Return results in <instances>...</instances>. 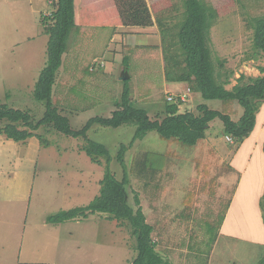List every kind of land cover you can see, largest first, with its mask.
<instances>
[{"label": "rangeland", "instance_id": "374dc122", "mask_svg": "<svg viewBox=\"0 0 264 264\" xmlns=\"http://www.w3.org/2000/svg\"><path fill=\"white\" fill-rule=\"evenodd\" d=\"M185 1L149 0L154 19L149 27L85 26L76 47V37L70 39L55 94L61 113L74 129L81 130L91 117H110L126 86L134 105L145 108L152 120L165 113V101L176 100L179 91L186 97L184 92L191 89L184 80L187 71L179 39L186 19ZM202 1L217 13L209 39L219 80L230 89L241 74L262 75L258 67L264 66L263 54L254 45L255 30L240 2ZM54 9L52 0H0V104L30 113L34 123L46 112V101L34 96L48 65L49 36L41 19ZM200 98L188 92L190 108L196 110ZM221 104L208 101L213 109ZM8 122L0 120V264H131L137 247L128 220L92 214L60 223L49 221L51 215L88 206L99 195L109 167L122 177L117 157L123 144L132 181L130 204L136 207L138 194L147 221L155 226L158 254L167 264H264V205L261 213L256 211L258 189H254V178L259 184L261 176L251 174L264 163V100L257 112V142L248 141L237 161L246 166L244 159L253 144L257 167L246 166L242 194L225 228L221 223L227 196L234 195L240 174L224 159L232 155L238 141L228 139L221 120L210 124L199 147L170 146L156 132L134 139L137 128L132 124L94 125L89 137L107 145L111 163L107 155H89L84 137L65 135L52 125H41L35 136L15 141L1 132ZM18 127L25 128L21 123ZM151 150L171 152L161 177L140 174L144 152ZM198 164L201 171L209 167L208 180L218 179L214 186L210 183L212 192L196 189L187 202L184 193L194 192L196 179L199 182L195 176L203 175L195 173ZM218 180L224 186L216 185Z\"/></svg>", "mask_w": 264, "mask_h": 264}, {"label": "trees", "instance_id": "16d2710c", "mask_svg": "<svg viewBox=\"0 0 264 264\" xmlns=\"http://www.w3.org/2000/svg\"><path fill=\"white\" fill-rule=\"evenodd\" d=\"M152 1L156 2V0ZM238 1L250 17L251 25L255 30L254 45L262 52L264 58V0ZM52 2L55 9L51 14H43L41 19V25L49 36L48 65L42 70L34 92L38 101H46V112L42 119L34 123L30 113L10 107L6 103L0 104V120L9 121L1 132L8 138L18 142L24 141L35 136L34 131L41 125H52L65 135L84 137L88 141L89 155H107L108 162L111 163L112 156L107 145L89 137V131L96 125L117 128L132 124L137 128L134 139H143L148 133L156 132L162 140L173 147L179 143L190 147L201 146L206 139L210 124L216 120H221L227 137L236 142L243 141L253 132L260 101L264 100V66L258 67L262 75L247 77L241 74L238 83L232 89H228L227 83L219 80L209 39V32L217 18V13L202 0L185 1L186 19L179 33L187 71L184 80L189 82L193 93H198L202 97L196 110L190 108L187 101L177 97L174 101L166 100L165 113L159 114L155 120H152L145 108L134 105L131 90L126 86L121 94V100L116 103L117 108L110 117L94 116L81 130L74 129L69 118L61 113L59 109L61 106L55 94L57 79L64 66V56L69 49L70 39L76 37L74 41L76 47L77 36L85 31V26L149 27L153 25L154 19L149 0H52ZM125 82L128 83L127 80ZM210 100L221 101V107L211 108L208 105ZM89 106H86V109ZM19 123L25 128L20 129ZM122 147V152L117 157L123 167L122 177L119 178L109 167L102 180L99 195L88 206L64 210L49 216V221L60 223L78 217L88 218L92 214L128 220L133 227L137 247V256L131 264H167L158 254L157 242L153 238L155 226L147 221L138 194L135 196L136 207L130 204L129 189L132 187V181L124 160V144ZM170 156L172 157L171 152L161 154L152 150L146 151L141 163L139 158L133 162L131 174L135 175L134 170L138 161L141 175L148 173L152 177H161L171 159ZM196 168L195 173L203 175L195 176L199 178V182L196 179L197 187H194V192L184 193L187 202L190 200L189 194L194 196L196 189L212 192L210 183L213 182L214 186V181L218 179L206 178L210 173L208 166L203 171L200 170L199 164ZM218 182L220 184L216 185L224 186V182L221 183L219 180ZM190 205L186 211L191 209ZM262 205L264 204L261 202ZM190 215L189 213L188 216Z\"/></svg>", "mask_w": 264, "mask_h": 264}, {"label": "crops", "instance_id": "0c3cea01", "mask_svg": "<svg viewBox=\"0 0 264 264\" xmlns=\"http://www.w3.org/2000/svg\"><path fill=\"white\" fill-rule=\"evenodd\" d=\"M119 28H121V27H118V28H116V30H118ZM124 43V42H123ZM96 60V59H95ZM102 66H104V65H102ZM118 76H119V74H118ZM119 79H121L120 77H119ZM231 84V83H230ZM237 84V83H236ZM235 84V85H236ZM235 85H233V86H235ZM233 86L230 88V89H232L233 88ZM226 87L228 88V86L226 85ZM229 89V88H228ZM189 92V94H193V92L192 91H188ZM188 92H184L185 94H187L186 95V97H188ZM194 94H198V93H194ZM178 95H183V92H181V91H179L178 92ZM198 95H200V94H198ZM193 96V95H192ZM194 97V96H193ZM199 97V96H198ZM201 97V96H200ZM201 99V101H202V98H200ZM113 101V100H112ZM190 100L189 99H187V102L188 103H190L189 102ZM100 103H102V102H100ZM99 103V104H100ZM192 103V102H191ZM98 104V105H99ZM95 107H97V106H95ZM95 107H93V108H95ZM86 110H88V109H86ZM257 125V124H256ZM255 135H256V128H254V130H253V132L250 134V136L249 137H247V138H245L243 141H241V142H237V146H236V148H235V150L233 151V153H232V155H227L226 157H224V159H225V161L227 162L226 164L228 165V167L230 168V169H234V170H236L239 174H240V177H239V181H238V185H237V187H236V190H235V192H234V195H232V197L230 198V195H228L227 197H229V200H228V207H227V210L225 211V215H224V220H223V222L221 223L222 225H221V228H225V226L227 225V223L229 222V220H230V216H231V213H232V211H233V209H234V207H235V203L237 202V200H238V196H239V193H241L242 194V190H241V188H242V183H243V181H244V179H245V177L247 176V167L246 166H252L253 167V169H255L256 170V167H257V165L255 164V162H256V158L254 157L255 156V154H256V149L255 148H253L252 147V145H251V149H250V151L248 152V155L245 157V163H246V166L244 165V166H240L239 164H238V162L237 161H239V157L241 156V154H242V151H244L243 149L246 147V145H247V143H248V141H254V142H257L256 141V138H255ZM251 138V139H250ZM264 143V142H263ZM261 146H262V144H261ZM259 152V151H258ZM263 153V152H262ZM262 157H263V154H262ZM235 159H237L236 160V162H235ZM232 167V168H231ZM244 167H246V168H244ZM258 169H259V167H258ZM253 176L255 175L256 177H258V176H261V183H259V184H256V182H259V180L257 181L255 178H254V189H258V193L256 194L255 193V195H256V201H255V206H256V211L258 212V211H260V206H261V201H262V199H264V163H263V165L261 164L260 165V169H259V171H255V172H253V173H251ZM223 181V180H222ZM258 206H259V209H258ZM260 213H261V211H260ZM189 217L190 216H187L185 219L186 220H188L189 219ZM190 223H192V222H190ZM221 228H220V230H221ZM264 229V228H263ZM263 229H262V231H263ZM217 239V238H216ZM262 240H264V239H262Z\"/></svg>", "mask_w": 264, "mask_h": 264}, {"label": "built area", "instance_id": "2783aa9c", "mask_svg": "<svg viewBox=\"0 0 264 264\" xmlns=\"http://www.w3.org/2000/svg\"><path fill=\"white\" fill-rule=\"evenodd\" d=\"M182 98V100L184 101V100H186V97H181ZM170 100L172 99V98H169ZM228 139H230V137H228Z\"/></svg>", "mask_w": 264, "mask_h": 264}, {"label": "clouds", "instance_id": "9594fccd", "mask_svg": "<svg viewBox=\"0 0 264 264\" xmlns=\"http://www.w3.org/2000/svg\"><path fill=\"white\" fill-rule=\"evenodd\" d=\"M183 95H178L177 97H182ZM184 101H187V97H186V100H184Z\"/></svg>", "mask_w": 264, "mask_h": 264}]
</instances>
